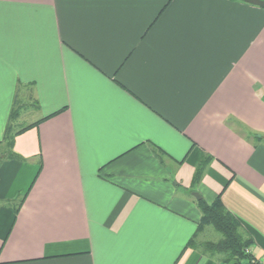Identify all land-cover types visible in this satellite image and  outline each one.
Listing matches in <instances>:
<instances>
[{"label": "crops", "instance_id": "crops-1", "mask_svg": "<svg viewBox=\"0 0 264 264\" xmlns=\"http://www.w3.org/2000/svg\"><path fill=\"white\" fill-rule=\"evenodd\" d=\"M219 196L264 264V8L0 0V264H223Z\"/></svg>", "mask_w": 264, "mask_h": 264}, {"label": "trees", "instance_id": "trees-1", "mask_svg": "<svg viewBox=\"0 0 264 264\" xmlns=\"http://www.w3.org/2000/svg\"><path fill=\"white\" fill-rule=\"evenodd\" d=\"M18 114L17 109L13 110L10 121L17 119ZM13 131L11 125H8L6 138L13 139ZM202 171L200 167L196 182L199 181ZM199 205L202 218L196 234L189 241L186 249L192 248L210 257H218L223 264H261L251 252H248L251 251L252 239L245 236L242 224L224 206L221 196L212 204L200 200ZM210 226L221 234V238L218 241L199 240V235Z\"/></svg>", "mask_w": 264, "mask_h": 264}, {"label": "rangeland", "instance_id": "rangeland-1", "mask_svg": "<svg viewBox=\"0 0 264 264\" xmlns=\"http://www.w3.org/2000/svg\"><path fill=\"white\" fill-rule=\"evenodd\" d=\"M24 118L22 120V125L24 122ZM21 125V126H22ZM20 126V127H21ZM203 234V233H202ZM221 238V234L213 229V227H207V231L200 236L201 240H210V241H218Z\"/></svg>", "mask_w": 264, "mask_h": 264}, {"label": "water", "instance_id": "water-1", "mask_svg": "<svg viewBox=\"0 0 264 264\" xmlns=\"http://www.w3.org/2000/svg\"><path fill=\"white\" fill-rule=\"evenodd\" d=\"M242 1L248 4H252L264 8V0H242ZM194 196L197 197L198 199H201V197L197 193H194Z\"/></svg>", "mask_w": 264, "mask_h": 264}, {"label": "built area", "instance_id": "built-area-1", "mask_svg": "<svg viewBox=\"0 0 264 264\" xmlns=\"http://www.w3.org/2000/svg\"><path fill=\"white\" fill-rule=\"evenodd\" d=\"M248 252H251L250 250H248Z\"/></svg>", "mask_w": 264, "mask_h": 264}]
</instances>
